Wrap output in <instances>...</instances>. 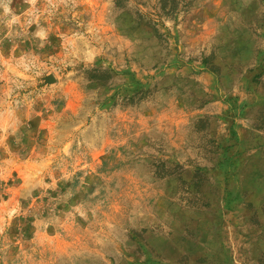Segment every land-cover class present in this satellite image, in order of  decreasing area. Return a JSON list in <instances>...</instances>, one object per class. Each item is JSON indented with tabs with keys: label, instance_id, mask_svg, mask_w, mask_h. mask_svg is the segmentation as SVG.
<instances>
[{
	"label": "rangeland",
	"instance_id": "obj_1",
	"mask_svg": "<svg viewBox=\"0 0 264 264\" xmlns=\"http://www.w3.org/2000/svg\"><path fill=\"white\" fill-rule=\"evenodd\" d=\"M113 1L0 0V264H264V0Z\"/></svg>",
	"mask_w": 264,
	"mask_h": 264
},
{
	"label": "trees",
	"instance_id": "obj_2",
	"mask_svg": "<svg viewBox=\"0 0 264 264\" xmlns=\"http://www.w3.org/2000/svg\"><path fill=\"white\" fill-rule=\"evenodd\" d=\"M158 14L152 17L150 13L143 12L138 7L128 4V0H114L112 12L114 20L120 30L136 39H154L157 44L162 34L159 31V23L162 17H174L179 12V0H156ZM85 77L89 82L97 85H105L112 78L110 69L98 67L89 68L85 72Z\"/></svg>",
	"mask_w": 264,
	"mask_h": 264
}]
</instances>
